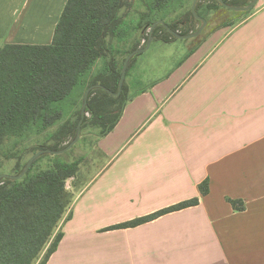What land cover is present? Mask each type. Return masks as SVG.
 I'll return each instance as SVG.
<instances>
[{"label":"crops","instance_id":"crops-1","mask_svg":"<svg viewBox=\"0 0 264 264\" xmlns=\"http://www.w3.org/2000/svg\"><path fill=\"white\" fill-rule=\"evenodd\" d=\"M67 2L0 0V47L51 45ZM143 88L79 169L46 264H264V0Z\"/></svg>","mask_w":264,"mask_h":264},{"label":"trees","instance_id":"trees-1","mask_svg":"<svg viewBox=\"0 0 264 264\" xmlns=\"http://www.w3.org/2000/svg\"><path fill=\"white\" fill-rule=\"evenodd\" d=\"M184 1L153 0L148 9L162 11L175 2L183 4ZM224 1L234 6L251 2ZM129 2L130 0H68L51 45L0 47V147L8 138H21L29 133L41 135L63 122L58 131L49 137V141L53 142L51 145L33 147L30 152L62 149L65 147L62 144L71 142L76 136L81 118L80 110L74 123L71 118L64 119L65 105L76 106L80 99L83 100L86 90L95 84L118 92L123 65L119 66L113 56L110 43L120 35L123 21L121 13L124 8L131 6ZM212 3V6L201 13L200 2L197 6L198 14L205 18L208 11L221 6L217 2ZM248 13H240L236 19L219 27L232 26ZM188 16L192 19L189 23L197 22L191 10L187 13ZM152 24L153 21L148 27ZM177 26L178 23L170 25L175 31ZM154 36L155 40L164 43L176 40L162 26L155 29ZM138 48L139 46L132 51ZM194 51L195 48L190 50L186 57ZM102 59L105 60L103 71L93 74L96 62ZM143 90L144 88L129 96L125 81L119 97H111L102 90L94 91L88 105L91 117L85 118L83 129L97 126L102 128L98 138L105 137L118 124L127 103ZM116 106L117 114L109 121L107 118L111 113L110 108ZM82 161H57L52 167L32 175L35 162L23 179L6 180L0 184V264H32L40 258L73 203L66 191V182L77 176ZM199 188L202 196L209 194L208 181L203 182ZM198 204L199 199L195 198L110 229L138 227L168 213ZM232 204L237 206L234 201ZM62 237L61 233L56 236L40 264L48 262Z\"/></svg>","mask_w":264,"mask_h":264},{"label":"rangeland","instance_id":"rangeland-1","mask_svg":"<svg viewBox=\"0 0 264 264\" xmlns=\"http://www.w3.org/2000/svg\"><path fill=\"white\" fill-rule=\"evenodd\" d=\"M152 2L153 0H130L129 3L131 6L122 10L121 14L123 17L130 11H133V15H131L128 20H123L120 31L124 35H133L135 39L131 41L128 40L127 37L126 40L120 41L119 38H115L110 43L112 54L118 61L119 66L123 65L129 52L135 47L139 46V48H143L146 46L150 29L148 26L152 21L155 23L159 20H163L169 26L178 23L177 31L179 33L190 34L200 27L198 21L191 24L189 21L192 19L189 16L187 17V13L191 10L193 0H185L183 4L175 2L162 11L151 10V12L148 8ZM212 5L213 3L210 1L202 2L200 12L204 13L206 8ZM148 13L149 15H147ZM240 15L241 14L238 12L231 11L221 6H216L214 10L212 9L206 13L205 19L207 20V26L199 37L187 40L176 39L171 43L154 40L147 52L135 57L128 71L126 78L128 95L130 96L144 86H147L148 83L166 76L175 67L177 59H180L183 56L185 57L190 50L194 48L196 49L203 40L220 25ZM104 65L105 60L102 59L97 61L92 70L93 74H98L103 71ZM81 102L82 99L78 101L76 106L66 104L64 108V119L71 118L72 123H74L77 120V113L81 110ZM110 112V116L107 118L109 121L117 114V106L111 107ZM90 117L91 116L88 114L87 118ZM62 123L63 122H60L54 125L41 135L29 133L21 138L12 137L5 140L0 147V175H18L27 161L36 153V151L30 152V149L41 145H51L53 142L49 141V137L58 131ZM101 131L102 128L97 126H88L82 129V137L80 141L69 152L59 156H43L44 158L42 157L36 161L32 170V175H35L38 171L52 167L53 163L57 161L73 162L82 159L83 161L80 168L91 167L92 157H96L97 154V148L95 145ZM67 144L68 142L62 144V147ZM89 181L90 176L83 180L82 175L76 176L75 179L73 177L67 180L66 191L72 202L76 198L80 189H82V187H84ZM59 226L60 224L56 228L53 238L40 255V258L33 261L32 264H40V262L44 260L47 254V249L56 239V236L60 234L58 230Z\"/></svg>","mask_w":264,"mask_h":264},{"label":"water","instance_id":"water-1","mask_svg":"<svg viewBox=\"0 0 264 264\" xmlns=\"http://www.w3.org/2000/svg\"><path fill=\"white\" fill-rule=\"evenodd\" d=\"M203 1L217 2L222 7L229 9L231 11H234V12H238V13H248V12L252 11L258 3V0H251V2L247 5L234 6V5H230V4L226 3L224 0H193L192 7H191V13L193 14L194 18L200 23V27L195 32H192V33L187 34V35L181 34L178 31L173 30L163 20H159V21L153 23L149 29V35H148V40H147L146 46L143 48H138V49L132 51L127 56V58L125 59V62L123 64L122 73H121V78L119 81L118 92H116V93L112 92L110 89L106 88L105 86H103L101 84L92 85L86 90V92L83 96V100H82L81 118H80L79 124L77 126V132H76V136L74 137V139L71 142H69L62 149H59V150L43 149V150H40L39 152L35 153L27 161V163L25 164V167L23 168V170L18 175H7V174L0 175V184L6 180L19 181V180L23 179L28 174V172H29L30 168L33 166V164L36 161H38L40 158H42L43 156L63 155L65 153L69 152L74 147L80 141V139L82 137L83 123H84L85 118L88 115V105H89V98H90L91 94L97 90H102V91L106 92L108 95H110L111 97H119L122 94L123 86H124V83H125L126 78H127V72H128V68H129L131 61L136 56L141 55L150 49L152 42L156 38L154 36V31L157 27L162 26L166 30V32L171 34L175 39L187 40V39H194V38L199 37L207 26V20L204 17L200 16L197 12L198 4L200 2H203Z\"/></svg>","mask_w":264,"mask_h":264}]
</instances>
